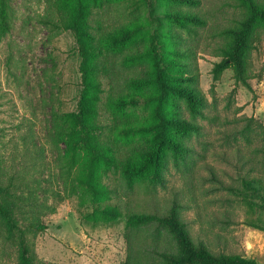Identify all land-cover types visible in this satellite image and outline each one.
<instances>
[{
	"label": "rangeland",
	"instance_id": "374dc122",
	"mask_svg": "<svg viewBox=\"0 0 264 264\" xmlns=\"http://www.w3.org/2000/svg\"><path fill=\"white\" fill-rule=\"evenodd\" d=\"M59 1L7 0L11 27L6 33L0 31V182L28 184L20 186L17 202L25 204L30 213H18L17 222L27 233L34 264L161 263L156 251H175L172 236L158 224L134 228L128 217H163L175 207L196 244L204 243L215 255H239L264 264V231L249 226L255 216L235 194L246 175L240 167L238 146L229 145L232 140L224 134L226 125L244 116L264 124V31L252 55L257 76L250 81L253 91L239 85L231 95L236 88L234 72L225 71L216 87L218 101L208 110L218 116L219 123L202 122L206 137L189 142L195 153L185 161L176 164L169 158L164 184L145 180L130 187L123 177L124 166L139 159L149 141L124 136L120 129L131 120L145 123L149 109L142 104L126 115L110 108L117 85L115 69L109 67L102 79L100 124L104 126L102 139L116 150L118 161L103 178L112 199L101 207H117L123 219L93 225L82 220L91 209L82 206L83 193L74 176L63 168L66 144L55 132L56 116L77 110L81 90V55L75 36L53 30L44 22L50 18L58 21ZM239 4V0H200L198 7L191 8L208 23L196 44L201 88L211 103L212 69L221 61L216 56L224 44L220 34L244 18ZM138 18L148 20L142 0H118L97 11L93 25L105 37ZM262 144L261 136H255L249 151L264 176ZM31 223L50 228L35 234L29 230ZM17 255L16 242L6 239L0 224V264H18Z\"/></svg>",
	"mask_w": 264,
	"mask_h": 264
},
{
	"label": "trees",
	"instance_id": "16d2710c",
	"mask_svg": "<svg viewBox=\"0 0 264 264\" xmlns=\"http://www.w3.org/2000/svg\"><path fill=\"white\" fill-rule=\"evenodd\" d=\"M114 1L118 0H60L58 21L44 20L53 30L73 33L81 55L77 110L56 116L55 132L66 144L63 168L78 183L83 193L82 206L91 209L82 220L93 225L123 219L117 207H101L112 199V191L103 178L118 161L116 150L102 139L104 126L100 124L102 79L109 67L115 69L117 85L110 108L126 115L142 104L149 109L145 123L131 120L120 129L124 136L135 135L149 141L148 150L124 166L123 177L130 187L145 180L164 184L169 158L176 164L185 161L195 153L189 142L206 137L207 127L202 122L219 123L218 116L208 110L218 101L216 87L225 71L234 72L236 88L231 95L239 85L253 91L250 81L257 76L252 55L264 31V3L239 0L244 18L220 34L224 44L216 56L221 61L212 69L213 104L200 84L196 41L208 23L191 9L198 7L200 0H142L147 10L146 22L140 18L132 20L102 37L93 25L94 17L106 3ZM10 27L7 0H0V31L6 33ZM226 126L225 137L232 140L229 145L238 146L240 167L246 174L242 188L236 189L235 194L255 216L248 222L249 226L264 231V176L257 171L258 160L249 151L257 135L261 136L264 148V124L244 116ZM21 185L28 187L23 182L13 181L8 185L0 182V224L6 239L17 244L18 264H34L27 233L17 222L18 213H30L25 204L17 202ZM128 224L134 228L158 224L172 236L176 250L156 251L162 259L158 264H259L239 255H215L204 243L196 244L176 207L163 217L134 214L128 217ZM49 228L43 223L29 224V230L35 234L46 233Z\"/></svg>",
	"mask_w": 264,
	"mask_h": 264
}]
</instances>
